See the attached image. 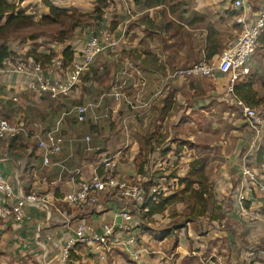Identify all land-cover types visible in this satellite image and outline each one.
Listing matches in <instances>:
<instances>
[{
	"label": "crops",
	"instance_id": "1",
	"mask_svg": "<svg viewBox=\"0 0 264 264\" xmlns=\"http://www.w3.org/2000/svg\"><path fill=\"white\" fill-rule=\"evenodd\" d=\"M107 1L108 9L102 24L106 28L112 26L111 31L119 41L116 49L104 53L89 68L83 81L62 104L51 100L48 94L40 95L29 90V78L0 72V121L6 120L12 125L26 127L28 131L31 130L30 133H34L36 125L50 128L75 107L99 101L102 93L110 91V87L119 79V74L126 66L132 64L140 69L146 82V89L140 97V107L148 104L163 89L152 108L131 110L123 107L118 114L102 120L97 127L91 123L79 125L73 114L65 117L63 136L67 140L91 136L92 145L99 148L100 152L86 154L84 144H75L72 149L67 145L63 153L52 160L61 162L73 153L74 157L68 162V166L73 169L82 168V177L89 179L104 155L117 157L121 154L118 156L121 181L142 182V178L148 173L153 179L151 193L154 194L153 188L160 187L164 189L165 196L171 197L181 189L179 182L189 178L190 165L199 159L194 150L187 149V142L191 145L199 144L196 140L203 133L197 124L198 111L209 117L216 103L226 105V108L232 110L225 112V115H241L233 121L235 131H232L237 141L231 146L228 140L224 141V148L229 147L230 151L231 147L225 167L218 169L216 175L207 177L214 200L218 201L217 209L221 210V203L225 201L230 202L232 207L223 208L227 223L224 222L221 226L211 220V226L215 227L210 229L213 231L215 228L216 231L210 233V237L213 235L212 238L215 239L209 246L214 250L219 246V241L224 243L227 239L237 246L246 247L247 239L243 234L248 235L249 227L237 220L246 222L238 213L241 205L236 201V194L240 184L242 158L250 151L253 134L240 107L227 94L229 76H217V82L204 77L174 80L163 88L169 74L208 61L206 54L210 29L219 33V44L222 48L214 63H217L225 50L239 41L243 29L237 23L241 13L233 8L234 0H176L156 9L139 6L136 0ZM96 3L97 0H61L57 5L64 9L74 5L81 13L92 14ZM259 3L254 5L253 0H246L244 12L251 17V22L255 20L252 19L253 13L258 10ZM87 36L86 32L82 38L81 50L72 45V39L65 45L56 44L57 47L46 50L44 54L52 53L53 50V59L64 57L63 52L69 46L73 47L76 53H80L86 46ZM149 53L156 57L157 62L150 59ZM249 66L250 79L254 80L253 89L257 93L255 101L260 102V108L264 110V34L259 38V47ZM127 94L133 100L137 99L138 90L133 88L132 83L127 89ZM112 103V98H106L103 108L99 111L100 115L103 114L104 107ZM229 120L233 119L229 117ZM93 123L95 124L94 121ZM188 123H192V126L186 131L183 127ZM184 131L188 135L182 139L179 134ZM229 135L232 137L230 133ZM263 145L264 128L257 148L251 153L252 160L255 161L252 166L258 170L256 157ZM143 155L145 159L142 162L140 158ZM160 161L159 172L154 173V167H158ZM42 164L43 153L32 138L19 135L7 136L0 140V177L17 191L21 190L24 194L36 192L43 199L37 207H28L25 210V220L22 223L10 220L0 225V230L5 229L10 235L8 240L12 245L11 256L15 257L10 260L11 256L6 255L4 259L2 254L0 264H61L66 241L71 233L66 226L65 217L71 218L73 224L83 222L100 228L104 223L113 220L120 207L129 203L128 200L118 199L116 192H108L101 194L97 205H86L85 208L70 207L63 200L74 193L76 187L67 178L63 183L54 185L59 169H41ZM174 164L176 169L173 170ZM148 168L150 171H145ZM43 179L47 181L44 182ZM249 200L245 204L246 208L249 205L258 208L263 204L264 195L253 190ZM144 207L141 204L131 206L135 212V220L141 223L136 231L138 239L149 242L155 232L159 234L157 238H164L153 252H150L148 243L146 247L142 245L119 249L115 251L116 254L123 252L127 260L118 261L115 257L114 261L107 258V263L100 262L97 258H89L90 249L80 247L72 254L71 264H81L80 260L84 261V264H200V261L201 264H220L218 260H213L215 254L212 252L210 260L206 262L198 259L200 257L197 253L191 255L193 241L190 240L189 243L186 239L189 238L187 233L191 236L189 230L194 224L199 226L201 219L214 214L216 210L213 206L197 218L190 216V211L184 204L169 207L164 213L155 216L144 215ZM258 231L256 228L250 229V232H253L250 240L258 239ZM170 237L177 239L171 251L166 252L165 242ZM191 239L199 240V237L195 234ZM194 243L195 249L205 250L206 245L200 240ZM239 261L244 262L240 258Z\"/></svg>",
	"mask_w": 264,
	"mask_h": 264
},
{
	"label": "built area",
	"instance_id": "2",
	"mask_svg": "<svg viewBox=\"0 0 264 264\" xmlns=\"http://www.w3.org/2000/svg\"><path fill=\"white\" fill-rule=\"evenodd\" d=\"M61 0H51L54 4H59ZM246 0H234L233 8L241 13L237 18V23L242 26V34L239 41L231 48L225 50L217 63L211 64L209 61H203L194 64L186 69L176 70L169 74L163 83V88L174 80H187L193 77L209 78L217 82V76H229L227 94L230 95L240 107L253 137L250 144V151L242 158V168L240 171V184L236 194V201L240 203L241 210L238 211L240 217L249 224L264 223V201L261 207L254 208L249 205L245 207L252 191L264 195V171L253 168L255 164L252 151L258 144L260 135L264 128V110H255L239 99L235 93V85L241 82L245 77L251 74L249 66L250 61L256 54L259 47V38L264 33V0L258 5V10L253 13V22L244 11ZM88 39L85 48L74 61L66 67L64 57L52 58L49 64L29 58L25 55H14L2 62L0 72L16 76L29 78V90L40 95H49L50 99L63 103L76 90L83 81L89 68L106 52L115 50L118 46V37L112 31H109L102 23L96 25L88 31ZM133 84V88L138 90L137 99L133 100L127 94V89ZM146 89V82L140 69L132 64L119 74V79L110 87V92L104 94L97 103H88L77 106L70 113L63 117L47 130L42 126L36 125L34 133H30L26 127L12 125L6 120L0 121V140L7 136L17 137L25 135L36 141L38 149L43 153V164L41 169H50L57 167L59 174L53 183H63L66 178L76 187V191L64 198V202L72 207L85 208L86 205H97L102 193L116 192L118 199L128 200L114 214L113 220L104 223L100 228L91 224L78 222L73 224L71 218L65 217L66 226L70 230L69 238L66 241L63 251L62 263L71 264V256L77 247H87L94 250L97 254H112L122 249H130L139 243L137 229L141 223L134 218V211L131 206L137 204L144 205L142 210L144 215H149L148 193L146 185L153 179L151 176L144 175L141 181L123 182L120 179V162L117 157L104 155L95 173L89 178L84 179L82 168H70L68 162L74 157L71 153L61 162H54L52 159L59 156L65 150L67 145L72 149L75 144H84V152L91 154L100 152L99 148L92 145V137L85 138L74 137L67 140L62 134V126L65 117L73 114L78 123L84 124L90 118L99 124L102 120L110 119L118 114L123 107L131 110L139 108L151 109L156 102L157 97L162 94L163 89L157 96L143 106L140 97ZM112 98L113 103L104 107L103 114L99 111L103 108V102L106 98ZM16 101V100H15ZM158 167H154V173L159 172L161 161ZM176 169V165H172ZM150 169H146L148 172ZM44 182L47 179H43ZM154 194L164 193L160 187L153 188ZM43 202V199L36 192L24 194L21 190L17 191L6 180L0 177V223H7L10 220L16 223H22L25 220V210L28 207H37ZM50 240V237L48 238ZM28 264V263H27Z\"/></svg>",
	"mask_w": 264,
	"mask_h": 264
},
{
	"label": "rangeland",
	"instance_id": "3",
	"mask_svg": "<svg viewBox=\"0 0 264 264\" xmlns=\"http://www.w3.org/2000/svg\"><path fill=\"white\" fill-rule=\"evenodd\" d=\"M8 2L16 5L20 10H24V12H26L28 16L33 18L31 26H29L28 28L22 29L14 33H10L8 35H4V36L0 35V44L7 43L12 49H15L17 53H27V52L30 53L35 49H39L42 52H46V50L48 49L51 48L54 49V46H56V41H57L56 39L58 35L61 33V31L64 28H68L73 23V20H70V17H72V14L74 12H77L79 10L77 6L70 5L68 7L69 9H67V11H69L68 14L60 13L59 22L50 23L48 21L43 20V17L48 15V11L43 1L39 2L38 0H8ZM79 22H81L80 23L81 27L78 29L77 34L75 35L71 43L78 50H81L82 38H84V35H86L85 31L88 32L89 30L94 28L96 26V23H94L92 19H84L82 17L79 18ZM111 28L112 26L107 29L111 31ZM208 61L211 62V64H214V62H216L215 60H208ZM43 62L42 64H45V61ZM218 76H220V74H218ZM212 110L213 111L209 114V117H207L200 110L198 111L199 115L197 118V124H198V128L203 132L198 137V140H196V142H198L199 144L191 145L189 142H187L188 144L187 149L194 150L196 157L201 158L205 156L208 159L209 169L206 170L207 176L208 175L214 176L216 175L218 169L225 167L226 157L231 152V147H230V151L228 149L229 147L224 148L225 147L224 141L228 140L230 144L229 146L234 145L236 143L237 139H235V137L233 136L234 134L232 131V129L235 131L233 121H236L238 118L241 117L239 113H238L239 115L236 116H230L228 114H226L227 115L226 116L225 112H228L229 110L232 109L226 108V105L221 103H216L213 106ZM229 117L233 120H229ZM190 125L192 126V123L191 124L188 123L187 125H184L183 129L186 131L189 130ZM186 131H184L183 133L181 132L179 134L180 137H182V139H185L186 135H188ZM229 133L232 135V137H229L230 136ZM144 156L145 155H143L140 158V161L142 162L144 161L145 159ZM217 204L218 201L216 202L214 199L209 200L205 213H207L209 207L212 206H213L212 208H214V210L216 211L214 212V214L207 215L205 218L201 219L200 220L201 225L197 226L196 224H194L195 226H192V228L189 230L191 236H189V234L187 233V236L189 237V238L186 237L187 241L189 243L190 240L193 241L192 249H190V254L192 255L193 253H197V255L200 257L198 259H202L204 262L210 260L212 256L211 254L212 252L215 254L213 260H218L220 264H230L232 262L234 264H264V223L249 224L240 219H237L239 222L243 223V225H247L249 227L248 235L243 234V237L247 239L246 247L242 248V245L237 246L233 242H228L227 239H225L224 243L223 241H219V246L214 248V250L210 248L209 245H211V243L215 239L212 238L213 235L210 237V233L216 231L215 228L213 229V231L210 229V227H215V226H211V220L213 222L219 223L221 226L224 224V222L227 223L228 221L226 220L225 215L223 213L224 211L223 208L232 207L230 202L225 201L221 203L223 210L222 209L218 210ZM2 224H6V223H0V225ZM255 228L259 230L258 231L259 233L258 236H256L258 237V239H255L254 241V240H250L252 239L251 236L253 235V232H250V229H255ZM195 234H197V237H199L200 242L206 245L205 250L195 249L194 242L199 241V240L191 239ZM157 236H159V234H157L156 232L155 234H152L149 242H146L140 238L137 246L141 247L142 245L143 246L145 245L146 247V244L148 243L147 246L149 247L150 252H153L154 251L153 249L157 248L158 243L162 242V240L164 239L162 236L160 238H157ZM9 237L10 235L7 233V230L5 229L0 230V252H1L0 255L3 254L4 259L6 255L11 256L12 254L11 252L12 245L8 240ZM176 239L177 237L176 238L170 237L167 239V241L165 242L167 243V246L165 248L166 252L171 251V248L173 244H175ZM201 251L202 253H200ZM116 252L112 254L99 255L94 250H90L88 256L89 258H97L100 262L107 261V258L108 260L112 259L115 261V257L116 259H118V261L124 259L127 260V256L124 255L123 252L119 251V253L117 254ZM20 256L23 257V255ZM74 256H76V254H74ZM11 258H15V257L11 256L10 260H12ZM239 258L241 259V261L244 262H240ZM80 261L81 264H84V261L82 260ZM199 263L201 264L202 261H200ZM88 264H91V262H88Z\"/></svg>",
	"mask_w": 264,
	"mask_h": 264
},
{
	"label": "trees",
	"instance_id": "4",
	"mask_svg": "<svg viewBox=\"0 0 264 264\" xmlns=\"http://www.w3.org/2000/svg\"><path fill=\"white\" fill-rule=\"evenodd\" d=\"M175 1L176 0H136V3L139 6H143L147 9H156L174 3ZM253 1L254 5H257L259 3V0ZM43 3L48 11V15L44 16L43 20L48 21L50 23L59 22L60 13H69L67 9L61 8L59 5L52 3L51 0H43ZM107 9V0H97L96 9L94 13L85 14L78 11L74 12L72 14V17H70V20H73V23L68 28H64L61 31V33L56 39V44L65 45L68 41H71L75 37L78 29L81 27V22H79L80 17L84 19H92L93 22L96 23V25L103 23ZM32 21L33 18L28 16L26 12H24V10H20L16 5L8 2V0H0V35L4 36L28 28L29 26H31ZM221 50L222 48L219 44V33L215 29H210L206 54L207 60H216ZM80 54L81 52L76 53L73 47H66L63 52L66 67H68ZM14 55H25L29 58H34L35 60L40 62L45 61V64H49L53 56H55V53H53L52 50V53L44 54V52L40 51L39 49H35L30 53H17V51L15 49H12L7 43L0 44V66H2V62L4 60L11 58ZM148 56L153 62H157V59L156 57H154L153 54L149 53ZM250 77V75L245 77L241 82L235 85V93L239 99H242L249 106H251L255 110L262 111L263 109L260 108V102L255 101L257 93L253 89L254 80L252 78L250 79ZM109 92L102 93V96L104 94H108ZM97 102L98 100L94 103ZM88 123L93 124V126L95 127L99 126L98 124H94L93 120H89L88 122L82 125ZM78 124L81 125L80 123ZM45 128L47 130H51L52 126L50 128ZM179 150L181 151L182 148H179ZM256 158L257 168L264 171V145L262 146L261 151L257 154ZM207 164L208 159L206 157L196 159L190 165L191 171L189 178L179 182L181 189L171 197L165 196L164 193L152 194L151 188L153 186V181L147 183L146 190L148 193L147 205L149 208V216L162 214L169 207H172L177 204L186 205L188 207V210L190 211L191 217L197 218L203 216L209 200L214 199L213 193L211 192L212 187L210 186L209 178L206 175Z\"/></svg>",
	"mask_w": 264,
	"mask_h": 264
}]
</instances>
